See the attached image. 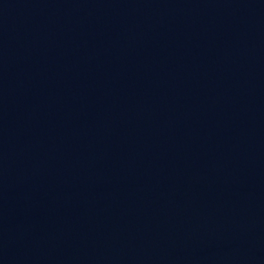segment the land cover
<instances>
[{
  "label": "water",
  "instance_id": "obj_1",
  "mask_svg": "<svg viewBox=\"0 0 264 264\" xmlns=\"http://www.w3.org/2000/svg\"><path fill=\"white\" fill-rule=\"evenodd\" d=\"M0 264H264V0H0Z\"/></svg>",
  "mask_w": 264,
  "mask_h": 264
}]
</instances>
